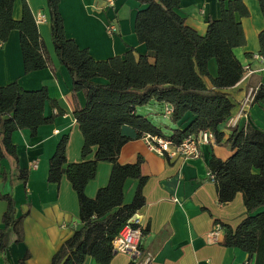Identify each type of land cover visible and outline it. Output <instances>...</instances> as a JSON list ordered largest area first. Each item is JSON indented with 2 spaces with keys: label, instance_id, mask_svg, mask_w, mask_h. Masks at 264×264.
Masks as SVG:
<instances>
[{
  "label": "trees",
  "instance_id": "obj_1",
  "mask_svg": "<svg viewBox=\"0 0 264 264\" xmlns=\"http://www.w3.org/2000/svg\"><path fill=\"white\" fill-rule=\"evenodd\" d=\"M136 1L141 8L135 14L134 33L145 53L135 55L127 50L122 56L95 60L87 49L79 48L66 37L59 0H46L54 53L70 75L73 94L82 92L85 98L84 106L75 107L73 112L83 138L82 161L67 162V136H63L49 159L47 174L48 182L59 183L65 176L71 184L81 227L60 245L50 264H81L86 257L97 264L110 263L114 256L113 239L144 205L142 188L146 182L140 173V157L134 163H118L122 146L130 140L122 135L121 127L132 128L137 139L144 134L165 137L138 111L148 104L162 106V115L169 105L173 109L172 124H186L183 129H172L167 138L173 142L207 130L217 145H225L232 152L225 161L211 156L208 162L218 203H228L240 193L245 208V216L235 228L220 226L225 231L224 245L253 257V264H264V131L248 125L235 126L223 139L220 130L234 107L225 90L236 85L243 73L233 50L245 44L238 18L248 16V10L241 0H218L220 17L208 19L205 34L199 35L175 11L179 0ZM257 1L264 15V0ZM13 3L14 0H0V44L7 41L11 31H17L24 73L52 69L29 7L24 3L21 17L15 20ZM258 42L259 53L264 56V31L259 33ZM211 59L216 63L215 77L207 69ZM46 101L45 87L27 90L17 82L0 86V159L12 158L17 162L11 140L14 131L28 129L34 135L38 127L51 121L43 113ZM254 103L264 105V93L259 91ZM92 147L93 158L87 160ZM98 162L111 164L108 182L94 198H88L84 189L95 177ZM27 178V170L15 165L9 184H25ZM127 179L138 183L132 201L123 204ZM0 200L7 203L0 228V253H4L11 244L23 241L25 215H16L11 194L0 193ZM28 257L25 253L19 264H25Z\"/></svg>",
  "mask_w": 264,
  "mask_h": 264
},
{
  "label": "crops",
  "instance_id": "obj_2",
  "mask_svg": "<svg viewBox=\"0 0 264 264\" xmlns=\"http://www.w3.org/2000/svg\"><path fill=\"white\" fill-rule=\"evenodd\" d=\"M106 1L59 0L58 11L66 37L79 48L87 49L95 60L122 56L127 50H132L135 55L144 54L145 48L134 33L135 14L141 8L138 2L112 0L113 5L109 7ZM241 1L248 10V16L238 18L245 44L233 52L243 69L249 66L255 72L248 76L242 73L238 83L225 90L234 107L230 119L220 126L223 139L229 136L232 128L230 120L248 90L264 83V70H261L264 56L260 60L253 59L254 55H261L258 35L264 31V15L257 0ZM24 3L36 22L52 69L25 74L18 32L11 31L7 41L0 44V86L17 82L27 90L45 87L48 101L44 104L43 113L51 121L38 127L34 135L28 129L14 131L11 140L16 149L17 162L12 158L0 159V193L11 194L16 215H25L22 221L23 241L11 244L4 253H0V264H19L25 253L29 254L25 264H50L60 245L81 227L78 202L71 184L65 176L59 183L48 182L47 174L49 159L63 136H67V162L82 161L83 138L73 112L75 107L84 106L85 98L82 92L73 94L70 75L54 53L46 0H14L12 17L15 20L21 17ZM175 11L199 35L205 34L208 19L220 17L218 0H179ZM38 15L44 20L37 22ZM109 23L115 24L116 33L106 31ZM207 69L211 77L216 76L213 59L208 62ZM94 81L104 82L102 79ZM143 107L138 111L152 123L147 109ZM157 107L161 112L163 107ZM162 118L170 120L165 115ZM185 119L189 120V116ZM247 125L264 131V105L253 103L246 115L236 122L238 128ZM185 126L181 121L173 125L171 132ZM121 133L130 140L122 146L118 163H134L140 157V173L146 178L142 188L144 205L136 213L143 231L146 230L140 242L142 253L150 257L146 264H253V257L249 258L238 248L224 245L225 231L220 227L228 225L233 229L245 216L241 194L236 193L232 201L221 205L217 201L215 184L208 179L211 156L225 161L232 154L227 146H202L197 159L168 158L149 149L142 137L136 138L132 128L124 125ZM94 151L95 147H92L87 160L93 158ZM15 165L27 170L25 184H9V175ZM110 171L111 164L98 162L95 177L84 189L88 198H94L97 190L106 186ZM137 183L133 179L124 182L123 204L132 201ZM6 207L7 203L0 200V228ZM128 261V255L115 253L109 264H128ZM81 264L97 263L86 257Z\"/></svg>",
  "mask_w": 264,
  "mask_h": 264
},
{
  "label": "built area",
  "instance_id": "obj_3",
  "mask_svg": "<svg viewBox=\"0 0 264 264\" xmlns=\"http://www.w3.org/2000/svg\"><path fill=\"white\" fill-rule=\"evenodd\" d=\"M106 2L109 7H112V0H107ZM42 20H44V17L38 15L37 22ZM106 31L109 34L116 33L117 30L115 24L109 23L106 27ZM253 59L260 60L262 59V55H254ZM261 70H264V67H262ZM254 72L255 70L251 69L249 66H246L243 69V75L245 76L251 75ZM259 91L264 93V83L248 90L246 96L238 104L237 113L230 120L232 127L236 126V122L239 118L246 115V112L254 103V98ZM172 110V107L166 105L163 109V113L165 116L170 117ZM142 138L149 149L159 155L167 156L168 158L180 157L183 159H197L201 155L200 149L202 146L216 145L212 133L207 130H201L197 134L189 135L178 143L173 142L166 137L150 134H144ZM208 179L211 182H214V174L208 172ZM136 213L127 220L125 225L113 239L112 250L115 253H123L128 255L130 261L133 262V264H146L150 257L148 255L144 256L142 250L140 249V242L143 237V228L139 219L137 218ZM212 234H214V232H212Z\"/></svg>",
  "mask_w": 264,
  "mask_h": 264
},
{
  "label": "rangeland",
  "instance_id": "obj_4",
  "mask_svg": "<svg viewBox=\"0 0 264 264\" xmlns=\"http://www.w3.org/2000/svg\"><path fill=\"white\" fill-rule=\"evenodd\" d=\"M156 105H151L148 104L146 106H144L143 108L147 109V115H149L152 124L157 127L158 129H160V131L165 135V137L167 138L168 136H170L172 134L171 132V128L173 127V124L171 122V120H165L164 118H162V111L160 112L158 110V107ZM150 113V114H148ZM129 263V261H128Z\"/></svg>",
  "mask_w": 264,
  "mask_h": 264
},
{
  "label": "water",
  "instance_id": "obj_5",
  "mask_svg": "<svg viewBox=\"0 0 264 264\" xmlns=\"http://www.w3.org/2000/svg\"><path fill=\"white\" fill-rule=\"evenodd\" d=\"M114 254H115V252H114Z\"/></svg>",
  "mask_w": 264,
  "mask_h": 264
}]
</instances>
